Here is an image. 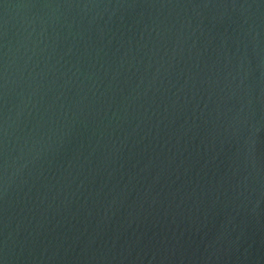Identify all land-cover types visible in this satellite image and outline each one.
<instances>
[{
    "label": "water",
    "instance_id": "1",
    "mask_svg": "<svg viewBox=\"0 0 264 264\" xmlns=\"http://www.w3.org/2000/svg\"><path fill=\"white\" fill-rule=\"evenodd\" d=\"M0 264H264V0H0Z\"/></svg>",
    "mask_w": 264,
    "mask_h": 264
}]
</instances>
